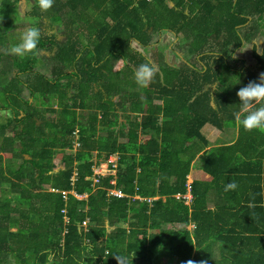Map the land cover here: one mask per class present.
<instances>
[{"label": "trees", "instance_id": "16d2710c", "mask_svg": "<svg viewBox=\"0 0 264 264\" xmlns=\"http://www.w3.org/2000/svg\"><path fill=\"white\" fill-rule=\"evenodd\" d=\"M16 2L0 0V7ZM31 6L21 19L40 30L36 53L8 62L0 53V264H46L49 251L58 264H117L114 255L127 264L162 258L264 264L263 230L233 223L238 209L222 218L226 209L207 205L212 190L224 192L223 199L246 193H237V174L258 187L262 179L260 171L237 167L240 154L243 166L249 158L242 145L264 141V130L246 131L221 110L222 102L239 103L238 89L264 73V45L259 53L251 46L254 65L226 63L264 27V0H53L46 11L33 0ZM5 20L0 42L14 29ZM44 21L43 30L62 24L64 41L43 34ZM162 33L176 38L180 52L172 53H181L180 66L160 54L152 63L138 50ZM42 51L53 62L50 75L35 68ZM145 62L156 72L139 88L134 72ZM207 123L219 131L236 127L235 141L205 149ZM75 139L77 149L65 154ZM197 155L208 179L188 181ZM103 163L115 175H94ZM229 181L236 188L225 191ZM186 183L189 203L181 196Z\"/></svg>", "mask_w": 264, "mask_h": 264}, {"label": "rangeland", "instance_id": "374dc122", "mask_svg": "<svg viewBox=\"0 0 264 264\" xmlns=\"http://www.w3.org/2000/svg\"><path fill=\"white\" fill-rule=\"evenodd\" d=\"M33 3V0H17L16 4L9 7L8 10H5V9H2L0 7V31H1V27L3 26V23H2V20H5V21H8V22H13V23H10L12 25H14V29H11L9 32H5L2 34V41L0 42V53H3V57H2V60L4 62H8L9 60V57L12 56L9 54V49L14 45V44H17L20 42V38L21 36L23 35L24 31L27 30V28L31 27L33 25V22L30 21V20H22V16L24 15V13L30 11L31 9V5ZM10 11L11 13L12 12H15L16 15L14 16H10ZM44 23L45 21L43 22V24H40V28H42V33L45 34V33H53L54 34V40L58 43L64 41L65 39V34L66 32L64 31V27L63 25L61 24L60 26H56V24L52 27V30L51 28H45L43 30V28L45 27L44 26ZM157 39H158V42H157ZM12 40V42H11ZM156 40V43L154 44H150L148 47L146 48H139L138 50L144 54V56L149 60L151 61L152 63H155L156 62V57L160 54L162 60L169 64L170 66L172 67H178L180 66L184 61H183V58L181 56V53L179 54H173L172 51H174V49L178 52H180V50L176 49L173 44L175 43L176 41V38H173L172 35L170 34H167V33H162L158 36L154 35L152 41H155ZM253 41L255 42V46L256 47V52L259 53L262 46L264 45V28H261L258 32V35L257 37L251 39V42L250 45L249 43L246 45V49L247 51H249V48L250 46L252 45ZM259 42V43H258ZM132 41L130 42V46L131 47H134V45H132ZM258 43V45H257ZM257 45V46H256ZM245 47V46H244ZM243 48V46L241 47ZM246 51V50H245ZM245 56H244V59L246 62H252L251 58L249 56L246 55V53L244 52ZM40 56L42 57V60H41V63L38 65H36V69L38 71H41L42 73H44L45 75H50V68L53 66V62L51 61L50 59V54L48 52H40ZM192 57H190L191 59ZM182 60V61H181ZM254 61V60H253ZM253 64V63H252ZM121 65V62L120 60L119 61H116V63H114L112 66V68H115L117 66H120ZM254 65V64H253ZM1 69V68H0ZM156 69V68H155ZM8 75L10 77H12L13 75H10V70L8 71ZM25 96V94H24ZM158 102V101H156ZM222 105L225 106V111L227 112V114H234L236 110H238V104L234 101H231L230 103H223L222 102ZM38 109L40 110H44L43 107H39ZM207 126H208V123H207ZM206 124L202 127V133L206 139L207 137V141L209 142V144L212 143V141L214 142V138L216 137L215 135H209V128H207ZM214 132V130H213ZM77 149V142H76V139L75 141L73 142V145L71 147V149H67L65 151V154H68L70 153V151L74 152L75 150ZM110 162H114L116 160V157L113 156V157H110ZM108 159V160H109ZM5 159L2 160V162H4ZM54 162L56 163V166L57 167H62V163L58 160V158H55ZM107 163H103V164H100L99 166H95L94 169H93V174L95 175L96 173H102L104 175H108L110 173L114 174L115 171H111L110 170V165H107ZM201 166V162L199 159H196L195 160V166ZM203 172V171H202ZM201 173V172H200ZM204 173V172H203ZM115 175V174H114ZM95 181V180H93ZM112 183H114V181L112 180ZM116 193H119L118 191H112L110 190L109 193L110 194H113V195H116ZM71 194H73V192H70ZM118 196V195H116ZM119 196H121V194L119 193ZM178 196V195H176ZM175 196V197H176ZM182 198L184 199V203H189L190 199H191V196H190V193H189V190H188V183H186V193L184 195H181ZM179 197V196H178ZM86 198V195H83V196H78L77 195V199H85ZM138 198V197H137ZM208 203V202H207ZM172 228H176L175 225L171 226ZM180 227L179 225L177 226V228ZM85 228V231H86V226L84 227ZM188 229H192V225L188 226ZM213 249L217 250V245L214 244L212 246ZM13 259H6V261L2 264H13ZM161 263L162 264H168L166 263V259L164 260H161Z\"/></svg>", "mask_w": 264, "mask_h": 264}, {"label": "crops", "instance_id": "0c3cea01", "mask_svg": "<svg viewBox=\"0 0 264 264\" xmlns=\"http://www.w3.org/2000/svg\"><path fill=\"white\" fill-rule=\"evenodd\" d=\"M262 28H264V27H262ZM260 29L261 28H259L256 31L254 38L257 37ZM254 43L255 42L253 41L252 45L255 46ZM132 45H134V47H136L134 42L132 43ZM249 45H250V43H249ZM251 46L249 48V51H247L246 47L245 48L244 47L238 48V49L234 50V52L231 54L230 60L226 59V63L231 64L230 62H232V63L236 64V65H232V66H237V64H238L237 62L242 61L243 67L246 65H252L253 59L250 56ZM244 52L246 53L247 56H249L251 58L252 62H246L245 61ZM211 89H212V87H211ZM210 98H211V100L214 99L212 93L210 94ZM221 111L225 112V109H223ZM206 126H207V124H206ZM207 128L210 129L209 135L212 134V135H215L216 137L213 139L214 142L212 141L211 144H209V142L207 141L208 139L206 137L207 144L205 146V149L215 147V146L230 145L235 141V139L237 137L236 127L235 128L234 127H226L223 130L219 131L218 129L214 128L212 125L208 124ZM213 130H214V132H213ZM242 146L244 147L245 152L250 151L246 155L249 158L252 157L250 160L253 159L252 161H254L255 164H253L254 166L250 167L249 158H247L245 160V163H244L245 165L243 166V163H241V160H243L244 157L242 156V154H240V160H239L240 165L237 168L244 169V170H248L247 168H253V170H257V171L262 172L263 174H261L262 179L259 182V187L257 185V181H249L247 179L241 178L244 176V173L242 172L240 174H237V176H238L237 179L239 180V184H240V185H238L237 193H239L240 191H246L245 194L242 193L243 195H239V197L237 196L236 198L223 199L224 192L223 193L220 192L221 197H218V196H216V193L214 192V190H212L210 192L207 205L210 208V210L216 209V208L217 209H226L225 214L222 216V218H224V216L229 215V213H231V212L232 213L235 212V210L238 209L240 211H238L237 216L234 218L233 223L237 221L238 224L245 226L247 229L251 228V224L252 225L257 224V228L262 229L263 233H264V141L254 140L253 144L244 143ZM196 159H198V155L195 156V158L192 160V162L190 164V170H189V174L187 176L188 181L195 180V179L196 180L208 179V175H205L201 172L200 166L199 165L195 166V160ZM255 185H257V186H255ZM241 205L244 208H240ZM226 213H228V214H226ZM212 218H214V216H212ZM168 227H171V225H169ZM193 227L194 226L192 225V228ZM173 229H175V228H173ZM164 259H166V263L169 262L167 258H162V259H160V263H161V260H164Z\"/></svg>", "mask_w": 264, "mask_h": 264}, {"label": "clouds", "instance_id": "9594fccd", "mask_svg": "<svg viewBox=\"0 0 264 264\" xmlns=\"http://www.w3.org/2000/svg\"><path fill=\"white\" fill-rule=\"evenodd\" d=\"M52 3L53 0H38V5L43 11L48 10L52 6ZM40 38L41 33L38 28H27L21 36L20 42L14 44L8 50L9 54L15 57H24L28 54H35ZM155 72V67L150 63L145 62L139 64L134 72L135 84L139 88H147L152 82ZM218 84L219 81L210 87L214 89ZM236 96L239 101V103H237L239 105V110L234 113V118L239 125H241L246 131L264 129V73L259 75L258 81H250L244 87L239 88L236 92ZM235 188L236 184L233 181H229L224 186L225 191ZM114 257L117 264H127V258L125 256L114 255ZM46 264H58L54 252H47ZM186 264H195V262L188 260ZM200 264H206V261H201Z\"/></svg>", "mask_w": 264, "mask_h": 264}, {"label": "built area", "instance_id": "2783aa9c", "mask_svg": "<svg viewBox=\"0 0 264 264\" xmlns=\"http://www.w3.org/2000/svg\"><path fill=\"white\" fill-rule=\"evenodd\" d=\"M108 163H114V162H113V161L110 162V159H109V160H108ZM108 163L106 164V166L109 165ZM113 166H114V165H113ZM111 171L113 172V169H112ZM110 174H111V173H110ZM95 175H104V174H102V173H96ZM48 190H49V191H55V189H48ZM188 190H189V186H188ZM60 192H61V194H62L63 197H64L66 193H70L71 191H70V192H69V191H68V192H67V191H60ZM115 194L119 196V193H116V192H115ZM72 195H74V196L77 198V195H76L74 192H73ZM86 225H87V220L84 221V222H82V226H83V227H85Z\"/></svg>", "mask_w": 264, "mask_h": 264}]
</instances>
